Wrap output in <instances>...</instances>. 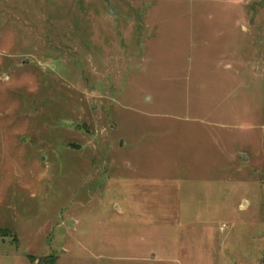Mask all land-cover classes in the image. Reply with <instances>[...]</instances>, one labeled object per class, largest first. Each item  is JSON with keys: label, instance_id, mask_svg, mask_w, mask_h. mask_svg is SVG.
I'll use <instances>...</instances> for the list:
<instances>
[{"label": "rangeland", "instance_id": "1", "mask_svg": "<svg viewBox=\"0 0 264 264\" xmlns=\"http://www.w3.org/2000/svg\"><path fill=\"white\" fill-rule=\"evenodd\" d=\"M48 255L262 263L264 0H0V264Z\"/></svg>", "mask_w": 264, "mask_h": 264}, {"label": "trees", "instance_id": "2", "mask_svg": "<svg viewBox=\"0 0 264 264\" xmlns=\"http://www.w3.org/2000/svg\"><path fill=\"white\" fill-rule=\"evenodd\" d=\"M34 260V264H57V256L48 255ZM261 264H264V258Z\"/></svg>", "mask_w": 264, "mask_h": 264}, {"label": "water", "instance_id": "3", "mask_svg": "<svg viewBox=\"0 0 264 264\" xmlns=\"http://www.w3.org/2000/svg\"><path fill=\"white\" fill-rule=\"evenodd\" d=\"M110 11H111V13H114L115 11H114V9L111 7L110 8ZM27 61H24L23 63H26Z\"/></svg>", "mask_w": 264, "mask_h": 264}]
</instances>
